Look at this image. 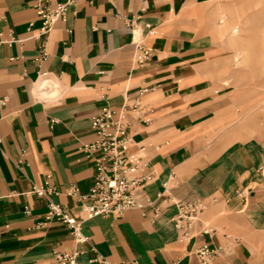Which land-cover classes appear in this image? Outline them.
<instances>
[{"label":"crops","instance_id":"1","mask_svg":"<svg viewBox=\"0 0 264 264\" xmlns=\"http://www.w3.org/2000/svg\"><path fill=\"white\" fill-rule=\"evenodd\" d=\"M257 1L80 0L40 35L34 0H0V264H54L74 249L62 223L38 227L48 202L32 187L50 177L51 200L80 219L65 191L93 186L83 153L96 139L92 118L106 106L132 109L141 91L150 121L126 118L131 151L145 148L153 175L143 194L160 217L148 208L85 221L78 264H201L203 246L225 251L216 264H264V141L240 126L241 81L255 72L237 67L234 35ZM137 43L152 52L141 67ZM195 199L208 209L183 241L176 203Z\"/></svg>","mask_w":264,"mask_h":264},{"label":"built area","instance_id":"2","mask_svg":"<svg viewBox=\"0 0 264 264\" xmlns=\"http://www.w3.org/2000/svg\"><path fill=\"white\" fill-rule=\"evenodd\" d=\"M52 1L34 0V9L42 24L39 29L40 35H48L58 21H65L70 9L80 0H65L54 6L51 5ZM86 1L91 4L94 0ZM132 25L133 22L129 23V26ZM42 58L43 60L46 58L45 53ZM151 58V50L137 43L134 64L144 66ZM143 93L140 92L132 109L126 106L119 109L106 106L92 118L91 125L96 139L83 147V153L94 168L93 186L87 194H82L76 186H71L65 191L67 196L75 198L80 205L83 214L80 219L51 200L58 192L50 187V177H47L43 185H33L32 193L48 202L44 221L38 224V227H45L51 222H60L68 228L74 238V249L70 253H55L54 264H78V259L82 255L78 246L90 243V238L82 232L85 221L100 216L119 218L129 211L144 212L148 208L152 209L153 220L160 217V207L143 194L145 187L153 180V175L145 173L148 169L144 156L145 148L141 147L137 152L131 151V123L126 118L131 112L146 123L150 121L146 118V111L141 102ZM5 104L6 99H3L1 105L5 106ZM238 196L243 197V191ZM161 197L162 195L159 198ZM167 201L170 202L171 199ZM207 209L208 204L200 199L176 203V213L172 222L183 241L195 237L196 225ZM29 212L30 210L26 208L25 213L29 214ZM143 215L146 216V213ZM224 253L225 251L220 247L208 246L196 251L201 264H216L217 259Z\"/></svg>","mask_w":264,"mask_h":264},{"label":"rangeland","instance_id":"3","mask_svg":"<svg viewBox=\"0 0 264 264\" xmlns=\"http://www.w3.org/2000/svg\"><path fill=\"white\" fill-rule=\"evenodd\" d=\"M255 19L241 22L236 29L240 39L236 65L243 71H254L253 82L241 81L240 126L264 141V0L257 1ZM247 73V72H245ZM246 84V85H245Z\"/></svg>","mask_w":264,"mask_h":264}]
</instances>
